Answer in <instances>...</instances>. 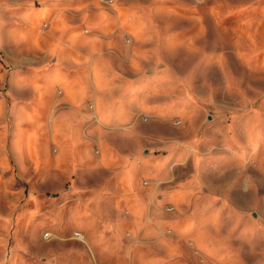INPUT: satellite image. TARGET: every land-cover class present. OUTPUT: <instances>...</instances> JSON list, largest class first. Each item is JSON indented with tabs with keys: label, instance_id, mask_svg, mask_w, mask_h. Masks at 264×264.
Here are the masks:
<instances>
[{
	"label": "clouds",
	"instance_id": "1",
	"mask_svg": "<svg viewBox=\"0 0 264 264\" xmlns=\"http://www.w3.org/2000/svg\"><path fill=\"white\" fill-rule=\"evenodd\" d=\"M262 25V0H0V264H264V74L231 46Z\"/></svg>",
	"mask_w": 264,
	"mask_h": 264
},
{
	"label": "rangeland",
	"instance_id": "2",
	"mask_svg": "<svg viewBox=\"0 0 264 264\" xmlns=\"http://www.w3.org/2000/svg\"><path fill=\"white\" fill-rule=\"evenodd\" d=\"M264 2V0H262ZM264 28V25L261 26ZM187 29H181L180 31H186ZM195 32V28H193V34ZM128 37H125V40H127ZM241 40V43L239 45H236L235 42H233V45H231L234 48L233 56H236V49L238 48L239 53L244 57V60H246L247 63H244L243 61L242 66L244 68V73H248L250 76L259 77L260 75L264 74L261 72H254L250 73L248 69V65H252L254 67H261L264 66V43H262L258 38H254L255 43H253V40H247L246 37L239 38ZM247 40V43H244V41ZM118 43V41H117ZM119 46V43H118ZM206 51V49H205ZM243 75V74H242ZM251 83L253 87H255L259 81L258 80H251ZM8 174L6 173L5 176Z\"/></svg>",
	"mask_w": 264,
	"mask_h": 264
}]
</instances>
